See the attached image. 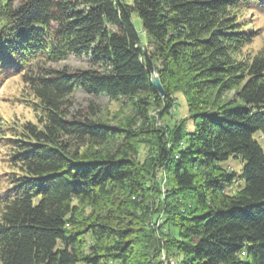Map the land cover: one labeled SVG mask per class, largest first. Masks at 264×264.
<instances>
[{"label":"trees","instance_id":"obj_1","mask_svg":"<svg viewBox=\"0 0 264 264\" xmlns=\"http://www.w3.org/2000/svg\"><path fill=\"white\" fill-rule=\"evenodd\" d=\"M252 15L264 0H0V76L22 75L38 115L0 138V264H264ZM70 57L89 68L53 66ZM79 91L129 113L75 110ZM178 94L188 116L159 127Z\"/></svg>","mask_w":264,"mask_h":264},{"label":"rangeland","instance_id":"obj_2","mask_svg":"<svg viewBox=\"0 0 264 264\" xmlns=\"http://www.w3.org/2000/svg\"><path fill=\"white\" fill-rule=\"evenodd\" d=\"M20 1V0H18ZM132 1V0H131ZM249 17V16H248ZM250 20L254 24L255 29H259L261 34L253 43L247 48L246 51L256 53L264 45V15L255 18V15L250 17ZM137 25H140V21L135 16ZM53 66L60 68H67L70 70L87 69L90 66V62L86 58L70 57L67 60ZM0 138L2 132H7L10 127H15L16 124L21 125L27 121L37 122L36 111L31 107V102L27 101L26 94L24 93L25 84L22 79V75L9 74L6 78L0 76ZM178 103L173 113V117L158 121V126L162 127L166 124L174 125V123L180 122L183 118L188 116V107L184 97L180 94L177 95ZM72 102L75 105V110L88 109L91 103H95L97 109L101 112V118L104 121L110 123H117L122 118L123 112L129 113V110L125 108L121 109V103L117 101H110L107 97L100 99H94L89 97L85 93L79 91L73 95ZM120 116V117H119ZM119 117V118H118ZM153 140V139H152ZM152 140L148 141V144L143 145L140 149V158L144 160L145 156L152 148ZM260 143L264 148V138H260ZM2 140H0V195L8 190V175L11 173V168L5 161L7 158L8 149L3 146ZM228 164L235 170H240L241 163L238 159L232 158ZM174 263V262H173Z\"/></svg>","mask_w":264,"mask_h":264},{"label":"water","instance_id":"obj_3","mask_svg":"<svg viewBox=\"0 0 264 264\" xmlns=\"http://www.w3.org/2000/svg\"><path fill=\"white\" fill-rule=\"evenodd\" d=\"M154 84H155V87L161 92L162 95L165 94V89L161 83V80L159 78L158 75H156L155 79H154Z\"/></svg>","mask_w":264,"mask_h":264}]
</instances>
